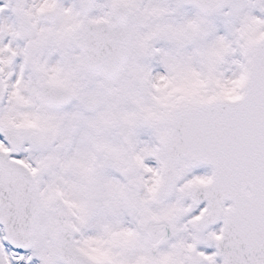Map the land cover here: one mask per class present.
I'll return each mask as SVG.
<instances>
[{"label":"snow or ice","instance_id":"6c2138e0","mask_svg":"<svg viewBox=\"0 0 264 264\" xmlns=\"http://www.w3.org/2000/svg\"><path fill=\"white\" fill-rule=\"evenodd\" d=\"M0 264H264V0H0Z\"/></svg>","mask_w":264,"mask_h":264}]
</instances>
